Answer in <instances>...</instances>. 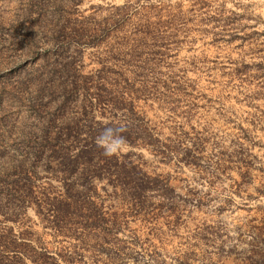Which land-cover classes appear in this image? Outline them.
<instances>
[{
  "label": "rangeland",
  "instance_id": "374dc122",
  "mask_svg": "<svg viewBox=\"0 0 264 264\" xmlns=\"http://www.w3.org/2000/svg\"><path fill=\"white\" fill-rule=\"evenodd\" d=\"M0 264H264V0H0Z\"/></svg>",
  "mask_w": 264,
  "mask_h": 264
},
{
  "label": "clouds",
  "instance_id": "9594fccd",
  "mask_svg": "<svg viewBox=\"0 0 264 264\" xmlns=\"http://www.w3.org/2000/svg\"><path fill=\"white\" fill-rule=\"evenodd\" d=\"M126 129L122 127H106L104 131L96 137L97 147L103 149L106 157L119 156L126 149V138L121 135Z\"/></svg>",
  "mask_w": 264,
  "mask_h": 264
}]
</instances>
